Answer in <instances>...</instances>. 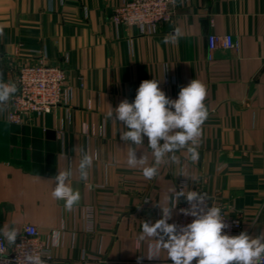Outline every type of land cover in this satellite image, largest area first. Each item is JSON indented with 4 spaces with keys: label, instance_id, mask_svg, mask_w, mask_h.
I'll return each mask as SVG.
<instances>
[{
    "label": "crops",
    "instance_id": "crops-1",
    "mask_svg": "<svg viewBox=\"0 0 264 264\" xmlns=\"http://www.w3.org/2000/svg\"><path fill=\"white\" fill-rule=\"evenodd\" d=\"M123 1L0 0V79L16 84L20 65L41 61L67 76L64 102L46 115L17 125L0 106V229L36 226L52 249L46 264H173L164 250L150 259L155 241L139 236L143 221L173 206L182 179L240 219L241 232L264 233V0H174L172 19L147 35L111 23ZM177 29V43L165 44ZM210 34H230L238 48L209 51ZM152 79L173 100L191 80L202 81L209 116L198 161L181 149L148 180L141 166L127 165L120 139L127 129L107 113L133 102ZM147 145L144 137L137 157L150 166ZM81 149L93 157L86 181L78 173ZM67 169L81 194L71 211L51 196L52 178ZM177 217L176 206L171 220Z\"/></svg>",
    "mask_w": 264,
    "mask_h": 264
},
{
    "label": "clouds",
    "instance_id": "clouds-1",
    "mask_svg": "<svg viewBox=\"0 0 264 264\" xmlns=\"http://www.w3.org/2000/svg\"><path fill=\"white\" fill-rule=\"evenodd\" d=\"M2 34V32H0ZM180 31L177 29L171 36L164 37V43H177ZM161 81L144 80L137 89L133 102L122 100L119 105L107 113V118L122 122L127 130L120 134V139L128 147L126 163L130 168L142 167V175L151 180L158 175L159 166L165 159L177 161L175 153L186 149L190 160L199 159L198 146L203 134L202 126L209 116L204 101L207 97V86L198 79H193L181 87L178 98L171 99L160 89ZM15 83H5L0 79V106H4L17 92ZM152 150L154 162L150 166L146 157H137V149L144 145ZM78 165L79 178L88 179V170L93 157L81 149ZM71 169L58 171L52 178L55 186L51 196L63 201L67 211H71L81 200L78 189L71 183ZM172 207L161 208L162 216L152 222L143 221L139 240L153 239L150 246L151 255L159 257L160 250L167 253L173 264H264V233L250 236L246 232L231 236L222 231L229 228L220 207L208 206L206 196L196 190L184 191V185L177 191L173 189ZM184 197L189 208L182 209L184 215L194 219L187 225L178 226L168 223L172 219L175 201ZM147 202V201H146ZM158 206V205H157ZM0 235L9 246L14 245L19 235L15 228L0 229ZM53 243H59V233H54ZM24 264H44V261L33 251L26 252Z\"/></svg>",
    "mask_w": 264,
    "mask_h": 264
},
{
    "label": "built area",
    "instance_id": "built-area-1",
    "mask_svg": "<svg viewBox=\"0 0 264 264\" xmlns=\"http://www.w3.org/2000/svg\"><path fill=\"white\" fill-rule=\"evenodd\" d=\"M174 14V0H124L114 7L109 19L116 27L120 25L136 27L139 34L147 35L154 33L160 22L170 21ZM218 44L225 48H238V43L230 34L224 36L208 35L209 51L215 49ZM66 78V71L61 65L42 61L36 64L20 65L16 77L18 90L6 104L7 121L21 125L30 115L43 116L50 113L65 100ZM182 185H184L185 192L189 191L184 179L178 182L175 189L179 191ZM192 190L203 193L207 198L208 206H214L210 203L205 191ZM176 204L178 217L170 220V222L178 226L191 223L194 218L184 215L181 211L190 207L186 199L180 197ZM87 213L88 217H91V208L88 207ZM222 215L229 225V228L224 229L222 234L239 235L241 233V220L226 214L224 211H222ZM31 251L38 254L44 264L52 257L51 246L41 240L36 226L32 224L23 225L15 244L11 246L0 235V264H24L26 252Z\"/></svg>",
    "mask_w": 264,
    "mask_h": 264
}]
</instances>
